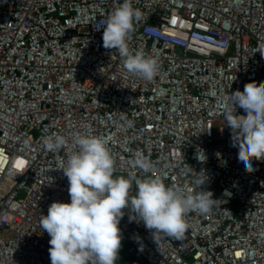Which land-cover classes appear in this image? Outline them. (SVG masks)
Masks as SVG:
<instances>
[{"label":"built area","instance_id":"1","mask_svg":"<svg viewBox=\"0 0 264 264\" xmlns=\"http://www.w3.org/2000/svg\"><path fill=\"white\" fill-rule=\"evenodd\" d=\"M122 3L0 0V264H51L40 217L70 203L60 168L79 135L106 142L114 178L199 191L194 171H204L216 200L210 214H186L183 239L158 244L125 210L121 244L138 257L116 264H264V160L245 169L223 115L227 95L264 82V0H132L142 18L127 43L158 61L151 82L103 47ZM54 134L66 144L52 153L43 140ZM137 156L151 172L134 167Z\"/></svg>","mask_w":264,"mask_h":264},{"label":"clouds","instance_id":"2","mask_svg":"<svg viewBox=\"0 0 264 264\" xmlns=\"http://www.w3.org/2000/svg\"><path fill=\"white\" fill-rule=\"evenodd\" d=\"M141 18L132 0H123L105 21L103 47L118 51L129 74L151 82L159 72L158 61L142 51L134 53L127 43ZM259 53L264 58V46ZM237 107L246 116L239 115ZM223 115L231 130L232 146L238 148V160L248 172L254 171L253 159L264 160V82L247 83L243 91L227 95ZM65 144L60 134L43 140L45 150L52 153ZM74 144L78 150L70 151L60 168L69 182L70 203L53 202L48 214L40 217L41 229L50 236L51 264H116L122 241L118 225L125 210L130 221L143 222L156 244L162 238L183 239L189 227L187 213L207 215L214 210L213 193L202 190L208 180L204 171L196 173L192 169L193 183L199 191L166 186L160 177L139 179L130 174L114 178L115 160L103 139L79 135ZM132 163L144 173L154 167L144 156H137ZM133 183L136 190L130 195Z\"/></svg>","mask_w":264,"mask_h":264},{"label":"rangeland","instance_id":"3","mask_svg":"<svg viewBox=\"0 0 264 264\" xmlns=\"http://www.w3.org/2000/svg\"><path fill=\"white\" fill-rule=\"evenodd\" d=\"M218 128H215V132L217 133ZM138 256L136 254V252H133L131 249V245L128 242H123L121 244V248L119 250V258L117 261L121 262V261H126V260H132V259H136ZM143 264V263H141Z\"/></svg>","mask_w":264,"mask_h":264}]
</instances>
